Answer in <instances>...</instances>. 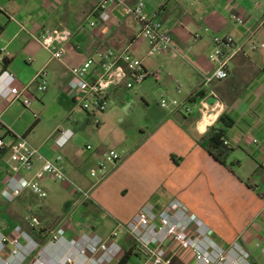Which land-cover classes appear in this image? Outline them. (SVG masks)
I'll use <instances>...</instances> for the list:
<instances>
[{
	"label": "crops",
	"instance_id": "crops-1",
	"mask_svg": "<svg viewBox=\"0 0 264 264\" xmlns=\"http://www.w3.org/2000/svg\"><path fill=\"white\" fill-rule=\"evenodd\" d=\"M9 1L0 0V49L5 51L0 73L7 70L14 75L17 86H28L25 96L31 105L26 109L20 102L0 99V138L6 150L0 156L1 233L11 238L15 227L23 229L28 212L34 208L30 207V200H42L28 190L13 203H6L2 197L10 177L29 179L43 163L37 158L31 171L15 172L9 149L23 138L45 159L55 161L61 155L69 180L90 190L88 201L80 202L76 197L66 207L70 216L76 217L73 223L66 216L61 220L66 239H77L83 233L107 239L118 224H126L144 205L152 203L161 210L178 200L187 213L209 227L211 239L219 247L228 249L237 242L249 254L251 264H264V0H141L144 17L161 21L172 38L171 51L152 58L145 57L148 43L139 35L140 26L124 6L100 12L96 9L100 0H85L78 6H68L69 0H17L16 6H10ZM137 1L123 0L129 7ZM231 12L243 17L245 24L231 21ZM56 15L61 23L54 22ZM54 28L72 34L62 46V63L53 60L33 39L41 31ZM194 34H199L198 41L193 40ZM214 36L232 38V57L227 63V79L204 89L201 79L214 67L209 61ZM127 47L143 59L148 71H159L160 79L154 81L156 87L154 79L149 78L134 90L120 87L110 91L109 109L97 116L96 126L119 124L120 121H108L116 105L140 98L150 109L153 97L162 93L168 99L184 102L190 111L160 107L159 120L149 121L152 128L126 146L128 139L123 135L114 140L116 147L103 144L93 150L88 145L91 152L85 157L78 154L73 139L57 149V131L71 129L74 138L76 129L85 128L94 119L90 114L72 118L78 109L67 86L68 67L80 65L99 50ZM40 71H44L48 82L42 93L36 91L33 82ZM202 90L204 98H217L204 113L198 111L203 98L188 101ZM52 103L60 105L68 115L62 125L47 128L45 116ZM34 114L38 115L37 120ZM222 114L233 123L223 139L229 144L227 163L233 172L197 142ZM111 151L121 153V160L108 166L104 179L89 183L87 166L95 169L101 155ZM92 185L95 187L91 189ZM48 202L44 206H52V201ZM15 204L19 206L14 207ZM8 209L12 210L13 224L6 223ZM118 243L123 250L121 258L129 255L127 264H151L123 230L119 231ZM63 253L62 249H46L41 259L49 263Z\"/></svg>",
	"mask_w": 264,
	"mask_h": 264
},
{
	"label": "built area",
	"instance_id": "built-area-1",
	"mask_svg": "<svg viewBox=\"0 0 264 264\" xmlns=\"http://www.w3.org/2000/svg\"><path fill=\"white\" fill-rule=\"evenodd\" d=\"M124 6L127 13L140 26L139 35L148 43L145 57L166 56L172 49L170 31L161 21L154 18H145L143 15L144 3L137 1L133 6H125L123 0H100L96 9L100 12L109 11L111 8ZM231 21L237 25H244L245 20L236 12L229 15ZM94 26V23H91ZM207 32L208 29H205ZM71 32L54 28L43 30L33 39L40 47L50 53L53 60L62 63L64 51L62 46L71 39ZM199 34L193 35V40L198 41ZM213 53L209 55V61L213 63V71L201 79V87L208 88L212 83L227 79V63L232 57L233 40L231 37L212 38ZM261 47H264L262 45ZM5 63V51L0 49V65ZM64 65V64H63ZM68 89L73 94V101L77 109L84 114L94 117L105 113L110 106L109 94L115 88L134 90L147 79H160V72L148 71L143 59L135 56L127 47L123 50L104 49L88 56L80 65L68 67ZM36 91L42 93L47 89V79L44 71L38 72L33 81ZM28 86L16 85L15 77L7 70L0 73V99L20 102L28 109L31 100L25 96ZM207 99L199 102L198 111L204 113ZM161 108H184V102L176 99L162 98ZM1 117V113H0ZM34 119L38 115L34 114ZM1 121V119H0ZM74 136L71 129L63 128L57 131L54 145L62 149ZM228 146L227 141H223ZM4 148V142L0 138V150ZM87 149H90L87 146ZM10 162L14 163L15 172L19 170L31 171L34 161L43 160L41 167L29 179L10 177L5 185L2 197L6 203H13L26 190L40 199L46 197L42 188V182L50 179L58 183L69 182L74 186L71 189L78 197V201L86 202L90 199V190H84L72 183L65 174L62 166L63 158L58 155L55 161L42 157L39 151L32 147L25 139L18 138L9 149ZM122 154L111 151L106 152L98 159L96 168L91 171L90 177L102 180L106 177L109 165L121 160ZM95 185L91 186V189ZM31 229H37V218H26ZM123 230L132 239L144 259L151 264H251L249 254L237 243H233L228 249L219 247L211 239V230L196 216L185 211L178 200H172L166 209H157L152 203L146 204L126 224H118L117 228L107 239H102L94 234H81L77 239H66L63 232L52 233L46 247L39 253L38 258L32 264H115L123 254L122 247L118 243L119 231ZM14 236L7 238L0 231V264H24L37 249L36 241L21 227L14 229ZM46 249L63 250L61 257L49 263L42 261ZM3 254L7 256L4 257Z\"/></svg>",
	"mask_w": 264,
	"mask_h": 264
},
{
	"label": "rangeland",
	"instance_id": "rangeland-1",
	"mask_svg": "<svg viewBox=\"0 0 264 264\" xmlns=\"http://www.w3.org/2000/svg\"><path fill=\"white\" fill-rule=\"evenodd\" d=\"M16 1L10 0L9 5L16 6L18 4V1ZM84 2L85 0H69L68 6H78L79 4H83ZM151 5L154 6L153 3H151ZM58 18L59 15H56L54 17L55 23H61V20ZM211 53H213V50L211 51ZM154 81L155 80H153V83ZM154 86L156 87L155 83ZM161 98H166L164 93L153 97L150 102V109H147L146 105L140 100V98H136L134 102H129L125 105H116L115 108H113L110 112V114L112 113V117L108 121H120L119 124H117V122H114L111 125L110 123H106L104 127H98L96 126V123L94 121L95 119H93L88 126H85V128L76 129V135L74 138H72V141L78 150V154L82 157L88 156L91 152V150H88L86 148V146L88 145L93 147V150L100 148V146L103 144H105L108 148L116 147L114 146V140L116 138H120L123 135L125 136L126 140L128 139L125 146L129 142L131 144L132 142L136 141L137 138H140L141 134H144V132H148V130L152 128V122L149 123V121L159 120L157 117L161 112ZM169 108L170 107L163 109ZM67 115L68 113L61 109L60 105L52 103L49 106L45 116L46 127L52 128L56 126V124L62 125L66 120ZM81 116L85 117V114L78 109L72 118L79 119ZM150 117H152V119ZM100 128H102V130L99 131ZM141 128L144 129L143 132L140 131ZM94 170L95 169L92 168V166L88 165L86 174L89 179V183L93 182L94 184H97V178L90 177L91 171ZM73 188L74 186L69 182L58 183L47 179L43 185V190L46 193V197L42 200H38L37 198L30 200V207L32 208L34 206V208L30 210L28 214L38 219L39 226L37 229H34L36 236H32V229L29 227L27 221L23 229L36 241L38 247L36 251L31 255V257H29L24 262V264H32L35 261L36 257H38V254L43 251V249L47 245V242L51 239L50 237L52 233L63 232L64 234L65 229L64 227H62L63 224H61V220H63L64 216H66L71 223L76 220V217L70 216V213H68L66 209L68 203H73L75 200H77L76 194L70 193V190H68ZM49 200L52 201V206H44V204H49ZM18 206L19 204L14 205V207ZM53 208L56 209L54 210ZM11 213L12 210L8 209L7 216L9 218V221L6 223L13 224V215Z\"/></svg>",
	"mask_w": 264,
	"mask_h": 264
},
{
	"label": "trees",
	"instance_id": "trees-1",
	"mask_svg": "<svg viewBox=\"0 0 264 264\" xmlns=\"http://www.w3.org/2000/svg\"><path fill=\"white\" fill-rule=\"evenodd\" d=\"M205 91H198L193 97H189V102H194L196 98H204ZM232 121L224 114L220 115L216 122L211 125L206 133L197 141L199 146L205 150L215 161L220 165L233 172L230 165L227 163L230 155V150L223 144L227 129L232 125ZM6 152L5 147L0 150V156ZM32 236H36L35 230H31ZM129 255L125 254L118 264H127Z\"/></svg>",
	"mask_w": 264,
	"mask_h": 264
},
{
	"label": "water",
	"instance_id": "water-1",
	"mask_svg": "<svg viewBox=\"0 0 264 264\" xmlns=\"http://www.w3.org/2000/svg\"><path fill=\"white\" fill-rule=\"evenodd\" d=\"M207 105H212L215 104L217 102V98L214 95H211L208 99H207Z\"/></svg>",
	"mask_w": 264,
	"mask_h": 264
}]
</instances>
